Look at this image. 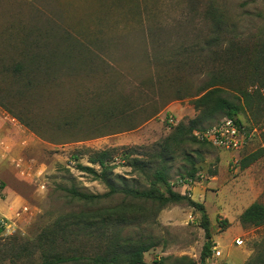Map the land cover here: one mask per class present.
<instances>
[{"label": "rangeland", "instance_id": "374dc122", "mask_svg": "<svg viewBox=\"0 0 264 264\" xmlns=\"http://www.w3.org/2000/svg\"><path fill=\"white\" fill-rule=\"evenodd\" d=\"M263 39V0H0V105L33 139L21 161L0 165V264H41L48 253L90 255L109 244L152 246L145 264H200L201 215L188 201L209 221L204 264L254 257L264 225L242 227L239 217L264 206V81L243 61ZM209 84L241 108L235 119L249 140L239 152L174 141V129L198 116L193 102ZM224 117L209 113L202 128ZM105 151L116 191L78 169L98 172L89 160ZM161 167L185 201L161 206L119 190L163 192L153 177ZM192 169L183 190L176 182Z\"/></svg>", "mask_w": 264, "mask_h": 264}, {"label": "trees", "instance_id": "16d2710c", "mask_svg": "<svg viewBox=\"0 0 264 264\" xmlns=\"http://www.w3.org/2000/svg\"><path fill=\"white\" fill-rule=\"evenodd\" d=\"M264 1V0H263ZM211 22L214 25H218L219 19L215 17V13L212 12ZM246 69L250 70L253 74H258L261 72L263 74L262 81H264V39L260 41V44L252 52L250 58L243 61ZM264 83V82H263ZM217 85L209 84L202 93V96H197L194 100L193 106L196 111L199 112L195 119L188 121L186 125H178L173 132L174 141L182 143L186 140L197 141L193 132L196 130H204L210 128L211 125L206 128H202L204 123L203 117H207L209 113L220 112L225 117L233 119L238 125L241 124L235 119L236 115L239 114L241 108L239 106L233 105L226 99L221 98L218 95ZM244 101H247L248 96H245V92H242ZM3 110V107L0 105ZM219 122V121H218ZM217 122V123H218ZM216 123V124H217ZM204 143V142H200ZM207 144V143H204ZM209 145V144H207ZM210 146V145H209ZM168 153V147L165 146L158 156L161 161L164 160L165 155ZM255 160V158H253ZM92 167L98 168V172H95L94 168L86 166H78V169L82 173H86L95 176L99 180L103 181L112 191H116L113 183L111 182V177L113 176L112 168L109 165L108 152H100L94 154V156L89 160ZM132 167L142 170L144 164L140 160H132ZM247 164L243 166L246 168ZM195 175V170L188 174L186 178H192ZM154 180L159 188L163 189V192H159L153 189L147 191H137L128 189H119L123 194L136 198L150 200L156 202L161 206H165L169 203L185 201L186 198L172 191V188L168 182L167 174L165 168L161 167L155 170L153 174ZM186 178H183L185 180ZM72 196L78 198L82 201L91 202L95 197L91 195L79 194L77 192H72ZM189 205L197 210L201 215V228L204 231L205 243L201 252L200 264H204L206 259L209 257L213 243L211 241L210 225L208 218L206 216L204 207L200 204L188 201ZM239 223L242 227H259L264 225V206L259 203H253L247 207L239 217ZM152 246L146 245H136V246H116L115 244H109L103 249H99L92 254H87L86 252H73V253H61L53 252L43 255L41 264H69L73 262L83 264H145L143 261V255ZM153 264H163L161 261L154 262ZM182 264H197L191 260L184 259ZM245 264H264V238L260 242L259 252L252 258H250Z\"/></svg>", "mask_w": 264, "mask_h": 264}, {"label": "built area", "instance_id": "2783aa9c", "mask_svg": "<svg viewBox=\"0 0 264 264\" xmlns=\"http://www.w3.org/2000/svg\"><path fill=\"white\" fill-rule=\"evenodd\" d=\"M172 124V121H169ZM194 138L199 142H204L210 146L228 152H239L245 148L249 140V133L243 125H238L231 118H223L217 124L204 130H196L193 132ZM193 183L192 178L178 180L176 184L183 190L189 189ZM0 184V190L1 188ZM0 227L3 223L0 222ZM235 243L239 246L242 244L240 240ZM214 256L220 257V252L214 248Z\"/></svg>", "mask_w": 264, "mask_h": 264}, {"label": "crops", "instance_id": "0c3cea01", "mask_svg": "<svg viewBox=\"0 0 264 264\" xmlns=\"http://www.w3.org/2000/svg\"><path fill=\"white\" fill-rule=\"evenodd\" d=\"M0 116V165L6 160L21 161L23 157L19 155L20 152L26 150L27 147L31 145L33 139H31V136L26 134L24 130H21V127L14 124L15 120L13 118L9 115L6 117L5 112L1 108ZM6 126L10 129H7L5 133L4 130L7 128ZM10 130L16 134L17 138H13L8 134ZM0 177H2V175H0Z\"/></svg>", "mask_w": 264, "mask_h": 264}]
</instances>
